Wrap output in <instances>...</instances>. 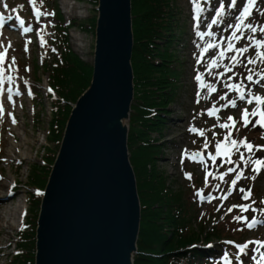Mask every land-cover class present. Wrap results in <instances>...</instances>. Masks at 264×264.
<instances>
[{
	"label": "rangeland",
	"instance_id": "obj_1",
	"mask_svg": "<svg viewBox=\"0 0 264 264\" xmlns=\"http://www.w3.org/2000/svg\"><path fill=\"white\" fill-rule=\"evenodd\" d=\"M23 1L24 3L20 0H0V13L7 17L6 25L0 29V53H5L4 62L0 65V69L4 72L3 81L0 83V108L3 109V113L0 114V189L5 188L0 193V264H11L14 255H20V252L22 254L28 250V244H25L22 250L18 247L21 243L20 231L23 229V223L28 231L33 227L37 214V194L42 184L40 178H31L35 182L32 186L29 174L39 167L46 168L41 166L44 156L50 159L57 151L55 145L57 141L48 143L45 140L51 105L46 97L47 75L40 71L42 64L49 59L45 53L52 35L51 28L56 19L51 14L53 9L60 12L63 22H70L67 34L71 51L87 65L91 66L92 62V34L81 27L86 26L89 18L95 17L94 5L87 0ZM245 1L236 0L235 6L229 7L232 0H170V14L172 22L176 25L172 27L175 40L168 42L170 46L167 53L170 61L169 73L172 75L174 86L170 87L173 91H170L171 95L165 108L167 117L160 115L164 118L162 128L159 132L150 135L151 139L156 140L151 144H154L156 150L151 161L154 171L164 179L167 189L171 192L181 191L184 201H191L193 218L205 220V215L213 217L226 208H232L227 218L222 222L220 219L216 221L221 223L223 237L232 238L236 243L230 239L232 245L225 249L220 246L221 242H212L213 248L218 250L212 261L213 264H225V254L229 264H257L260 255L264 253V246L249 243L264 241V211H261L264 209L262 203L264 166H261V170L257 173L253 171L254 164L240 160V154L243 153L245 160L250 157L253 161L257 159L264 161V128L259 125L253 126L258 119L256 117H250L253 123L247 127L243 126L242 111L244 109L251 111L257 105L255 102L248 104L245 100H240L236 90H229L226 87V84L243 85L245 99L249 96V92L253 96H264V80H260V75H257H264L261 73L264 62L257 59L255 64H247L248 58H256L258 50L254 46L248 47V51L238 57L240 62L236 63L235 67H232L233 62L230 59L231 56L236 55L235 51H225L222 58L219 56L220 51L227 48L226 38L233 31L228 25H235L236 17L243 9ZM221 4L224 5L223 13L217 16ZM195 10L198 11L197 14ZM214 19L217 21L215 24L212 23ZM193 20L199 21L197 27L192 25ZM245 23H251L258 31L253 34L249 30H243V37L238 41H232L236 48L249 46L248 36L264 39V33L259 32V28L264 26V0H257ZM24 28H29L30 31L24 32ZM197 32H210L213 35L212 38L204 35V39H201ZM206 43L219 44V48H211L212 51L207 48V51H203V45L205 46ZM165 50L161 49V51ZM201 50L204 55H201ZM211 60L216 61V66L209 68L212 64ZM35 65L38 66L36 70ZM225 67H232V71L225 72ZM249 69L253 70V80H260V83L246 79L250 74ZM197 74L201 75L202 81L196 80ZM229 76L232 77L231 80L228 79ZM33 82L35 87L32 91L36 96L31 97L28 91ZM201 83L204 87H201ZM208 85L214 86L216 91L209 93ZM198 92L199 96H197ZM9 94L11 100L8 99ZM221 96L226 98L221 100ZM229 100H234L236 106L224 107ZM213 106L219 111L209 116L208 110ZM157 110L153 113L154 118L157 114H161ZM34 113H37L38 122H34ZM229 116L235 121V127L231 129V139L245 140L252 144L254 146L252 152H248L240 145L239 150L231 149L229 157L216 155L217 142L231 147L230 142L224 140L229 130L219 127L221 123H231L228 121ZM190 128L203 130L204 135L191 132ZM205 141L208 143L207 148H204ZM193 153L200 155L193 156ZM210 155L216 156L215 162L210 159ZM195 158L199 161H194ZM229 158L232 163L226 162ZM229 168L243 172L234 187L231 182L236 179L237 172L228 173ZM39 172L38 170L37 174ZM207 173L212 175L208 176L206 181ZM221 175L224 176L223 180L220 179ZM209 182H211L209 188L203 190V185ZM195 186H198V190L191 193L192 187ZM241 188L245 192L251 189L248 200L242 199L244 193L240 191ZM9 191H13L11 196H7ZM197 192L200 195H197ZM2 201H8V209L16 205L17 212H20L21 216L15 214L7 223L1 215ZM239 205L250 207L248 211L241 212ZM24 209L26 215L24 214L23 217ZM238 216H243L245 219H235ZM253 218L258 222L249 228L247 225L253 221ZM191 223L195 226L196 221L193 220ZM26 239L28 241V237L24 238L25 241ZM244 239L245 242H241ZM244 244H248V247L241 253L237 245Z\"/></svg>",
	"mask_w": 264,
	"mask_h": 264
},
{
	"label": "water",
	"instance_id": "obj_2",
	"mask_svg": "<svg viewBox=\"0 0 264 264\" xmlns=\"http://www.w3.org/2000/svg\"><path fill=\"white\" fill-rule=\"evenodd\" d=\"M91 76L40 194L33 264H133L140 206L128 160L130 0H96Z\"/></svg>",
	"mask_w": 264,
	"mask_h": 264
},
{
	"label": "trees",
	"instance_id": "obj_3",
	"mask_svg": "<svg viewBox=\"0 0 264 264\" xmlns=\"http://www.w3.org/2000/svg\"><path fill=\"white\" fill-rule=\"evenodd\" d=\"M87 1L95 5L96 0ZM169 2L130 0L133 102L130 106L127 150L140 204L137 254L133 256V264H211L215 251L208 246L224 239L221 223L193 218L191 202L184 201L181 191L171 192L167 189L164 179L154 171V165L151 164L153 152L156 151L154 144H151L156 140L151 139L150 135L162 128L164 118L160 115L167 117L165 108L170 91H173L170 87L174 86L169 73L167 49L170 46L168 42L175 40L172 27L176 24L172 22ZM56 18L58 22L54 41L57 55L44 62L40 70L47 75L49 93L46 95L51 105L45 138L48 143L59 141L70 105L88 86L91 75V66L82 62L70 50L67 32L58 11ZM93 27L94 16L81 29L85 28L92 34ZM162 48L166 50L161 51ZM156 110L161 114L154 118ZM34 117L35 122L37 113ZM51 156L50 159L44 156L43 165L46 168L39 167L30 172L32 186L35 182L31 178H40V189L43 188L54 158L53 154ZM38 170L40 172L37 174ZM193 220L196 221L195 226L191 223ZM34 226L35 221L30 231L23 232L20 240L19 248L28 244V250L13 257L11 264H32ZM27 237L28 241H25Z\"/></svg>",
	"mask_w": 264,
	"mask_h": 264
},
{
	"label": "snow or ice",
	"instance_id": "obj_4",
	"mask_svg": "<svg viewBox=\"0 0 264 264\" xmlns=\"http://www.w3.org/2000/svg\"><path fill=\"white\" fill-rule=\"evenodd\" d=\"M235 3H236V0H232V4L229 5V7L235 6ZM256 3H257V0H247V2L244 4L243 9L240 11L239 15L236 17L235 25H232V24L228 25V28L233 29V31H232V34L226 38V40L228 41L227 48L220 51L219 56L222 58L224 56L225 51H235L236 55H233L230 58L231 61L233 62L232 67H235L236 63L240 62L238 60V57L243 55L244 53H246L248 51V47H250V46H254L258 51L256 53V58H248L247 59V64L248 65L255 64L257 59L264 62V51H259V49H264V39H256L254 36H248L247 39L249 40L250 44H249V46H246L244 48H236L235 45L232 43V41H234V40L238 41L243 37V35H244L243 30H245V29L249 30L253 34L257 33V31H258L257 27L253 26L251 23H245V20L251 15L252 9L256 5ZM223 8H224V5L221 4L220 9L217 10V13H216L217 16L222 15ZM38 15H39V13H38ZM216 22L217 21L215 19L212 21L213 24H215ZM21 23H23V22L21 21ZM28 31H30L29 28H24V32H28ZM259 32L264 33V26H261L259 28ZM197 35L200 36L201 39H203L204 35L211 36L213 34L210 32H208V33L197 32ZM213 47H216V45L208 44V46H207V48H213ZM207 48L203 49V51H207ZM203 51L201 52V55H203ZM4 59H5V53H0V65L3 64ZM13 63H15L14 59H13ZM213 66H216L215 60L212 61V64L209 65V68H211ZM232 67H225V72L232 71ZM249 73L250 74L247 75L246 79L250 82L260 83V80H264V75L257 74V75H260V80L254 81L253 80V74H254L253 70L249 69ZM261 73H264V69L261 70ZM3 78H4V72H3V69H0V83H2ZM7 78L11 79V77H7ZM195 78L197 81H202V77L200 74H197V76ZM228 79L231 80L232 77L229 76ZM201 87H204L203 83H201ZM226 87L229 90H233V89L236 90L238 93V98L242 101L245 100V90H244L243 85H241V84H226ZM207 88H208L209 93H213L216 91V88L212 85H208ZM10 92H11V90L9 89V93ZM199 95H200V93L198 92L197 96H199ZM248 95L250 98L247 99V103L253 104V102H255L257 107L253 108L251 111H249L248 109H244L242 111L241 121L243 123V126L247 127L250 123H253L251 121L250 117H258V119L255 120L253 126L259 125L261 128H264V96H261V95H254L253 96L250 92L248 93ZM11 98L12 97L9 94L8 99L11 100ZM225 98H226L225 96L220 97L221 100H224ZM228 105L235 107L236 102L234 100H229L228 104L224 105V107H227ZM217 111H219V109H217L215 106H213V108L208 110V115L212 116ZM2 113H3V109L0 108V114H2ZM228 121L231 123H228V122L221 123V124H219V127L229 130L227 132V134L225 135L224 140L230 142L231 147L223 146L222 143L217 142L215 145L216 150H217L216 155L223 156V157H229L231 149L234 148V149L239 150L240 145H242L248 152H252L253 147H254L252 144L247 143L245 140L237 141L235 139H231V135H232L231 129L235 127V121H234L233 117H231V116L228 117ZM13 122H15V121H13ZM189 131L194 132V133H198L200 136L204 135L203 130H198L196 128H190ZM214 135H215V133H214ZM207 147H208V143H207V141H205L204 148H207ZM199 155H200V153H193V156H199ZM210 159L213 162H215L216 156L210 155ZM240 160L244 161L245 163H248V164H254L255 167L253 168V171L257 172V173L261 170V166H264V161H261L259 159L253 161L249 157L247 160H245L243 153L240 154ZM226 162L232 163L230 158ZM201 163H203V159H201ZM205 167H207V166L205 165ZM234 171L237 172V175H236V179H233L231 182L233 187L236 185L237 180L243 175L242 171H238L237 169H234V168L228 169V172H234ZM210 175H212V173H207V175L205 177L206 181H207V177ZM223 178H224V176L221 175L220 179L223 180ZM254 178L255 177H253V179ZM217 187H219V185H217ZM240 191L242 193H244L242 199L248 200L250 198L251 189H248V191L245 192V190L243 188H241ZM197 195H200V193L197 192ZM208 199H211V197H208ZM262 203H264V201H262ZM234 207H236V206H234ZM238 207L240 208L241 212H245V211H248L250 206L249 205H239ZM228 211L231 212L232 208H229ZM261 211H264V209H262ZM235 219L243 220L245 218L243 216H238V217H235ZM257 222L258 221H255V218H253V221L251 223H249L247 226L249 228H251V227H253L254 223H257ZM229 243H232V242H229ZM249 243H256L260 246H264V242H261V241H255V242L250 241ZM237 247H238L239 251L242 253L248 247V244L237 245ZM226 256H227V254H225V264H229V262L226 259ZM257 264H264V253H262L260 255Z\"/></svg>",
	"mask_w": 264,
	"mask_h": 264
},
{
	"label": "bare ground",
	"instance_id": "obj_5",
	"mask_svg": "<svg viewBox=\"0 0 264 264\" xmlns=\"http://www.w3.org/2000/svg\"><path fill=\"white\" fill-rule=\"evenodd\" d=\"M245 2H247V0L245 1ZM3 19V18H2ZM2 19H1V21H2ZM0 21V22H1ZM212 36V35H211ZM211 36H209L208 35V37H210V38H212ZM13 38V37H12ZM217 38V37H216ZM204 39V38H203ZM208 42V41H207ZM207 46H208V43H206L205 44V46L203 45V49H205V48H207ZM216 46H218V47H213L214 49H218L219 48V44H217ZM202 51V50H201ZM201 51H200V53H201ZM209 51H212L211 50V48H209ZM209 53V52H208ZM204 55V54H203ZM201 57V56H200ZM204 57V56H203ZM212 61V60H211ZM200 64V63H199ZM16 152V151H15ZM15 154V153H14ZM5 190V188L4 187H1V189H0V193L2 192L1 190ZM8 194V193H7ZM8 196V195H7ZM3 199V198H2ZM1 199V200H2ZM2 204H3V208L1 209V215H2V217L5 219V221L8 223V221L9 220H11V219H13V217H14V215L15 214H18V217H20L21 215H20V212H17V206L16 205H14V206H12L11 208L9 207V209H8V207H7V205H9V203H8V201H2L1 202ZM8 203V204H7ZM11 204V203H10ZM16 204H18V203H16ZM15 208V209H14ZM23 215H24V213H23ZM7 228H11V227H8L7 226ZM12 229V228H11Z\"/></svg>",
	"mask_w": 264,
	"mask_h": 264
}]
</instances>
